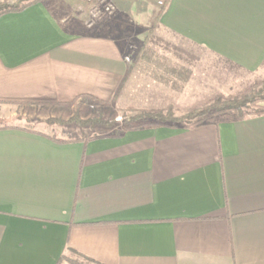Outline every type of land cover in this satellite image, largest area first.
I'll use <instances>...</instances> for the list:
<instances>
[{
    "label": "crops",
    "instance_id": "obj_1",
    "mask_svg": "<svg viewBox=\"0 0 264 264\" xmlns=\"http://www.w3.org/2000/svg\"><path fill=\"white\" fill-rule=\"evenodd\" d=\"M153 10L150 28L180 47L249 72L264 61V0ZM97 28L48 2L1 15L0 117L64 118L84 96L113 100L129 64L114 30ZM69 254L91 264H264V114L92 137L0 123V264Z\"/></svg>",
    "mask_w": 264,
    "mask_h": 264
},
{
    "label": "rangeland",
    "instance_id": "obj_2",
    "mask_svg": "<svg viewBox=\"0 0 264 264\" xmlns=\"http://www.w3.org/2000/svg\"><path fill=\"white\" fill-rule=\"evenodd\" d=\"M47 2L56 10L66 12L68 17L75 16L85 25L88 23L90 29L98 27L100 32L114 30L116 37L124 43V55L129 64L127 81L113 100L83 98V104H77V111L69 117H44L42 112H20L10 118L0 117V123L14 122L55 136L116 134L139 125H150L152 120L140 122L131 119L156 111L171 112L178 119L193 109L212 108L200 119L195 118L199 123L225 116L223 112H215L213 102L218 97L238 95L251 87L264 89V61L258 70L245 71L203 48L180 47L169 32L156 26L150 28L153 7H160L155 0ZM259 104L264 106V102ZM73 116H78L83 123L69 122ZM54 120H63L65 123ZM66 259L63 261L66 264H70L68 260L77 264H91L73 254H69Z\"/></svg>",
    "mask_w": 264,
    "mask_h": 264
},
{
    "label": "trees",
    "instance_id": "obj_3",
    "mask_svg": "<svg viewBox=\"0 0 264 264\" xmlns=\"http://www.w3.org/2000/svg\"><path fill=\"white\" fill-rule=\"evenodd\" d=\"M169 0H165L163 6L160 7V10L157 14L159 17L161 13L167 7ZM37 2H47V0H17L15 2H0V16L5 13L10 12H19L25 9L26 7L37 3ZM83 98H88L84 96ZM264 102V89L257 87H251L250 89L242 92L241 94L224 97H218L214 102L213 105L215 106V112H223V113H231L237 118H245L248 116H255V115H262L264 114V106L260 105L259 103ZM212 111V108H202V109H193L188 112V114L176 119L173 117L171 112L163 113L161 111H156L152 113H146L143 115H138L133 117L132 121H146L152 120L150 124H168L175 126L178 123L185 124L183 126H192L199 123L198 120L195 118L200 119L201 116H204L206 112ZM173 119V120H171ZM57 123H65L63 120H54ZM69 122H76V123H83L78 116H73V118L69 119ZM67 123V122H66ZM142 125H139L135 128H140ZM131 129V128H130ZM120 133H116L118 135ZM78 257L84 259L88 263H94L89 258L82 257L79 254H76ZM67 257L62 256L57 264H61ZM70 264H77L73 260H68Z\"/></svg>",
    "mask_w": 264,
    "mask_h": 264
},
{
    "label": "built area",
    "instance_id": "obj_4",
    "mask_svg": "<svg viewBox=\"0 0 264 264\" xmlns=\"http://www.w3.org/2000/svg\"><path fill=\"white\" fill-rule=\"evenodd\" d=\"M155 1L160 7L163 6V4L165 2V0H155Z\"/></svg>",
    "mask_w": 264,
    "mask_h": 264
}]
</instances>
